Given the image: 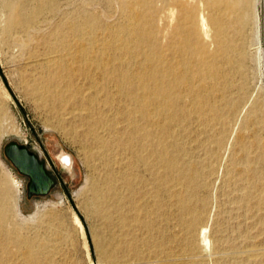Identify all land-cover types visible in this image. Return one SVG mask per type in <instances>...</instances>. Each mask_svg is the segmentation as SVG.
<instances>
[{
	"label": "rangeland",
	"instance_id": "374dc122",
	"mask_svg": "<svg viewBox=\"0 0 264 264\" xmlns=\"http://www.w3.org/2000/svg\"><path fill=\"white\" fill-rule=\"evenodd\" d=\"M40 1L48 4L47 9L34 15L26 24L16 23L6 36L4 28L10 13L9 4L16 3L19 9L27 11ZM132 1L135 2L0 0V183L6 188L1 193L2 198L6 207L11 209L7 208V218L2 225L0 264H245L240 255L244 239L251 234L254 238L247 240L249 244L264 245L263 225L260 223L264 220V210L250 212L257 213L249 220L254 224H244L237 213L221 204L223 192L232 189L233 185H223L219 180L216 185L211 184L207 192L199 193V200L207 198L208 215L203 224L208 225L214 236L212 249L201 261L199 241L182 224L191 215L177 211L174 204H169L161 169L156 167L146 172L142 167L131 165L128 151L130 103L126 93L119 92L114 81L107 80L102 71L91 68L93 78H86L78 71H62L56 74L59 83L56 80L49 83L52 92L39 94L32 90L40 76L46 82L49 73L54 72L47 68L45 57L49 49H63L55 33L71 32L72 24L81 25L85 31L95 25L97 31L104 33L102 38L110 39L116 27L129 22L131 14L124 6ZM150 5L155 12L153 25L157 29L154 42L160 44L164 40L167 5L164 0H153ZM136 10H141L138 4ZM251 15L252 21L245 26L247 54L238 58L242 60V66L238 73H232L233 86L227 93V98H237L242 87L240 108L235 115L229 116L233 123L222 161L225 165L221 164L217 173L220 176L232 151L240 149L243 143H248L253 155L258 156L256 169L260 173L264 170V6L261 8L262 28L259 33L261 49L253 11ZM171 19L175 22V14ZM237 19V15L232 18L236 32ZM142 23L145 24L144 20ZM73 35L66 36L70 49H76L79 44L78 37ZM109 52L112 58L118 57L116 51ZM134 59L132 69L137 68L138 60ZM128 63L124 61L122 64L120 59H114L109 69L126 68ZM225 69L229 66L226 65ZM31 75H36L37 79ZM67 81L74 83L69 85ZM219 88L222 92V85ZM10 141L27 144L45 161L48 171L56 179L50 193L28 196L29 177L22 174L5 154V145ZM63 153L71 156V166L61 160ZM116 175L121 177L119 186L126 194L122 203L108 192ZM125 180L134 181L137 190L134 199L141 208L132 205L133 199L123 187ZM98 195L104 196L107 209L104 215L97 213ZM7 233H12V239L30 238L40 246L35 262H26V249L15 239L11 240ZM219 238L232 257L219 256L214 260L218 257L215 256V239Z\"/></svg>",
	"mask_w": 264,
	"mask_h": 264
},
{
	"label": "bare ground",
	"instance_id": "6f19581e",
	"mask_svg": "<svg viewBox=\"0 0 264 264\" xmlns=\"http://www.w3.org/2000/svg\"><path fill=\"white\" fill-rule=\"evenodd\" d=\"M152 1L139 0L137 3L135 0L130 4L126 3L124 8L130 12L131 18L127 24L116 27L110 39L102 38L104 33L97 31L95 25L91 30L85 31L81 25L72 24L71 32L67 33L77 36L79 44L76 49H70L66 39L69 35L65 32H60L62 35L55 33L59 36L57 40L63 49H49L45 57L47 68L54 72L49 73L46 82L42 81L43 78L40 79L41 76L35 82L36 75H31L36 78L32 90L39 94L42 91L52 92L49 90V83L54 82L56 74L62 71H78L86 78H93L90 69L94 68L102 71L107 80L112 79L119 92L126 93L130 103L128 151L131 165L142 167L146 172L156 167L161 169L164 191L170 198L169 204H174L177 211L191 215L182 224L199 241L202 248L201 261H204L213 247L214 236L208 225L203 224V220L207 219L208 207L207 198L199 200L200 191L207 192L211 184L216 185L219 180L223 185H233L232 189L223 192L224 201L221 204L230 212L237 213L246 225L251 222V217L257 215L249 214L250 212L255 209L261 212L264 210V175L261 176L264 170L260 173L256 169L258 156L253 155L248 143H243L240 149L235 148L224 173L221 176L217 174L228 148L227 139L233 123L229 116L238 112L242 99L241 86L237 98H227L228 89L233 86L231 75L238 73L242 66V60L238 58L247 54L245 26L251 20L252 11L255 30L258 34L261 32V8L264 0H164L168 12L164 40L160 44L154 42L157 29L153 25L155 12L150 7ZM44 2L40 1L27 11L19 9L16 3L9 4L10 13L4 28L6 36H9L16 23L26 24L34 15L47 9L48 4ZM136 4L141 10H136ZM174 14L175 22L171 19ZM235 15L239 25L237 32L232 23ZM143 20L145 24L142 23ZM258 37L261 49L262 37L260 34ZM110 50L116 51L118 57L115 55L112 58ZM134 58L138 60L137 68L132 69ZM114 59H120L122 64L124 61L129 63L126 68L109 69ZM226 65L229 69H225ZM234 68H237L235 72ZM70 81H67L69 85L74 83ZM96 81L94 82L97 83ZM220 85L222 92H219ZM56 87L58 89L59 86ZM194 124L196 127L193 128ZM60 157L65 165L71 166L69 154L63 153ZM120 178L116 175L111 180L108 192L122 203L126 194L119 186ZM15 185L19 184L16 182ZM21 186L23 191V183ZM123 187H126L128 196L133 199L134 208L139 209L140 206L134 199L137 194L134 181L125 180ZM5 190L0 183V240L4 234L2 225L7 218L8 207L1 194ZM97 208L98 214L106 213L103 195L97 196ZM76 219L83 228L80 220ZM260 223L264 232V220ZM252 224L254 223L248 226ZM7 235L26 249V262H35L40 246L34 240L27 237L12 239V233ZM250 235L243 241L241 258L245 260V264H264V245L249 244L247 240L254 238V235ZM215 240V256L218 257L214 260H218L219 256L230 257L231 253L224 241L220 238Z\"/></svg>",
	"mask_w": 264,
	"mask_h": 264
},
{
	"label": "water",
	"instance_id": "95a60500",
	"mask_svg": "<svg viewBox=\"0 0 264 264\" xmlns=\"http://www.w3.org/2000/svg\"><path fill=\"white\" fill-rule=\"evenodd\" d=\"M5 154L13 165L29 177L27 194L46 195L56 184V179L48 171L45 161L27 144L10 141L5 145Z\"/></svg>",
	"mask_w": 264,
	"mask_h": 264
}]
</instances>
